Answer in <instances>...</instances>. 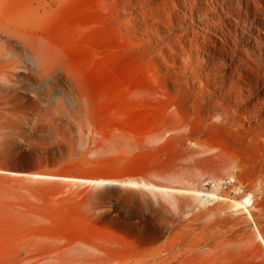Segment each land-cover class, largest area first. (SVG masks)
Masks as SVG:
<instances>
[{"label": "rangeland", "instance_id": "obj_1", "mask_svg": "<svg viewBox=\"0 0 264 264\" xmlns=\"http://www.w3.org/2000/svg\"><path fill=\"white\" fill-rule=\"evenodd\" d=\"M136 1L0 0V50L22 46L26 32L42 35L91 102V119L78 129L28 85L27 71L20 70L11 86L1 83L0 264H264L257 237L264 240V132L249 133L248 122L239 121L246 139L236 147L239 156L219 153L204 138V151L189 154L168 134L157 135L162 111L153 96L156 87L177 80L209 93L235 84L229 57L242 64L239 40L249 32L237 14H244L243 4L217 0L220 19L209 13L205 24L196 9L204 0H191V12L178 0L173 11L161 0L144 11L147 3ZM175 12L182 19L176 21ZM168 46L179 61L166 59ZM253 96L264 103V93ZM112 136L134 144L131 154L112 149ZM29 173L186 184L218 198ZM247 194L253 195L251 216L229 206Z\"/></svg>", "mask_w": 264, "mask_h": 264}, {"label": "bare ground", "instance_id": "obj_2", "mask_svg": "<svg viewBox=\"0 0 264 264\" xmlns=\"http://www.w3.org/2000/svg\"><path fill=\"white\" fill-rule=\"evenodd\" d=\"M178 1L180 2V7H184L186 10L188 8L191 12V0ZM220 1L226 6H229L232 1L236 0ZM136 2L138 4L141 2L147 3V5L141 6L146 11L152 7V4H156L157 0L155 2L153 0H137ZM216 3H218L217 0H204V5L201 4L199 7H196L205 16L202 20L203 23H207L208 17L206 15L209 13H213L212 18L219 21L221 14L217 11ZM241 3L245 10L244 14L242 16L239 13L237 14L242 21V25L248 26L249 32L247 33L248 38L244 37L239 40L242 43L241 45L244 46V48L241 47L239 49V54H241L239 57L241 61L243 60L242 64L233 62L229 57V67L233 68L231 73L234 78L231 81H235L236 79L235 84L233 86L219 84L220 86L217 88L214 87L215 90L209 93L200 84H196L195 86L194 83H191V85L188 84L189 81L185 84L177 80L176 83L170 82L168 86L156 87L157 89L153 93V96L160 103L162 111L160 125L156 128L158 134H155L159 137L168 134L169 138L181 144L184 147V151L189 154L204 151L202 147L204 145H202L204 138L208 140V145L210 143L209 147L211 146L213 149L217 148L219 153H226V155L228 154L232 158H235L238 155L236 154V147L245 143L246 140L240 135L239 121L246 120L248 122L249 133L251 130L252 132H258L259 130L260 134L264 132L259 128L262 125L264 126V103L262 104L253 96L255 91L264 93V53L262 52L264 43L262 44L257 38L259 28L262 27L264 29V0L237 1L238 5ZM160 5L168 11H173L176 7L174 0H161ZM223 14L224 16H228L226 13ZM260 14L262 17H259ZM182 16L183 14L176 13L174 18L178 21L182 19ZM19 19L22 18L19 17ZM23 21L27 20L23 19ZM144 21L146 22V19ZM156 22L160 21L156 20ZM145 25L147 26V24ZM212 27L214 28V32H220L222 34V30L219 27L213 25ZM259 31L264 35L263 30ZM230 35L231 33L228 30L225 36L228 37ZM0 39H3L1 34ZM234 41L233 47L229 46L230 53L237 48L238 43L235 38ZM172 42L174 43V41ZM165 49L167 52L166 59L170 58L171 60L179 61V55L175 48L168 46ZM181 49H184L183 45ZM162 58V56L157 55L155 57L160 64L165 66L166 63ZM251 63H257L258 71L249 69L250 67L248 66ZM182 67L187 71L188 67ZM20 70L27 71L28 85L34 89H38L56 112H62L70 117L78 129L82 127L84 121L87 122L91 119V102L86 92L79 86L76 74L66 66L61 52L42 35L35 32H26L24 33L22 46L11 45L6 48L5 52L0 50V85L4 82L9 83L10 86L15 84V78ZM192 75H199V72L196 75L192 73ZM68 86L69 89H67ZM246 97L250 99L243 106H240L239 103L243 102V99ZM253 124L258 126H254ZM109 143L110 147L118 151V154L122 156L130 155L135 146L128 142V140L126 141L123 138L113 136ZM11 173L14 174L15 172L12 171ZM30 175L32 177L80 180L96 184H120L129 187L144 186L148 189H157L173 196L178 193H190L194 196L204 195L214 199L218 198V195L214 192L203 193L186 184L179 186L160 185L144 180L118 179L102 175L80 178L42 173H33ZM260 181L264 183L263 176ZM252 200L253 195L247 194L240 200L236 198L231 199L229 206L242 208L247 212L248 216H251L248 206H251ZM257 237L264 244L260 233H257Z\"/></svg>", "mask_w": 264, "mask_h": 264}]
</instances>
